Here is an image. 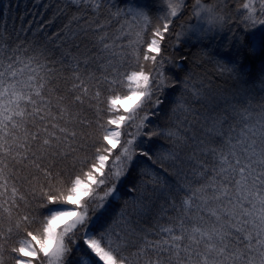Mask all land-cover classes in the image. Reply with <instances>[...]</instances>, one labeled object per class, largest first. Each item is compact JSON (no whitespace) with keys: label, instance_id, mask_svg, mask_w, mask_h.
I'll use <instances>...</instances> for the list:
<instances>
[{"label":"snow or ice","instance_id":"obj_1","mask_svg":"<svg viewBox=\"0 0 264 264\" xmlns=\"http://www.w3.org/2000/svg\"><path fill=\"white\" fill-rule=\"evenodd\" d=\"M227 6L195 0L185 24L187 0H67L75 11L54 32L64 7L20 30L31 39L0 33V264H264V97L255 123L242 104L244 61L264 53V0L258 15L242 5L239 34ZM101 16L123 19L115 39ZM225 31L227 53H209ZM173 36L200 49L177 59ZM205 56L232 101L212 105L210 81L186 68Z\"/></svg>","mask_w":264,"mask_h":264},{"label":"trees","instance_id":"obj_2","mask_svg":"<svg viewBox=\"0 0 264 264\" xmlns=\"http://www.w3.org/2000/svg\"><path fill=\"white\" fill-rule=\"evenodd\" d=\"M245 0H220L221 4L227 3V8L225 11L232 16V24L235 25L233 31L243 32V17L245 16V10L242 9V5L245 3ZM112 3L118 5L122 9L127 8H150L152 7V0H111ZM195 0H187L189 5V11L184 16L182 23H195V19L189 20L188 17L191 15L190 8L194 4ZM204 3H210L212 0H203ZM49 7L44 9L43 4L36 3V0H0V33H5L6 39L11 42V40L16 39V34H20V38H32L31 30L27 32H21L20 30L28 29L29 22L33 21V28L36 23L42 22L40 18V13H43V19H48L53 16L57 7H64L65 12L62 16L57 19V23L54 24L49 31L54 32L62 26L63 23H67L71 18V15L74 13L75 9L67 7V0H44ZM155 14V13H154ZM99 22L104 24L106 29L112 36V39H115V36L118 35V29L120 24L124 21L121 19L119 22L113 19L110 23L107 22L104 16L99 18ZM231 36L230 33L225 31L221 35L217 36L214 41L209 44V42H204V47L208 49L209 53H227L228 48L226 40ZM40 39H44L41 34H38ZM147 40V34L145 35ZM175 37L170 38V42H166V51L177 59L180 56H190L191 53L197 52L200 49V46L195 42H187L186 44H180L176 47H173L171 41H174ZM111 42V40L109 41ZM120 41H116V44H119ZM73 54H77V50L71 45L68 46ZM118 50V49H117ZM143 52L144 49L142 48ZM144 64L145 69L149 68L150 62L141 61ZM264 63V53L256 56L255 58L248 59L244 61L246 69L250 73V84L251 92L249 93L246 100L242 101L244 107H247L248 111L251 113V116L248 120V123H255L257 119L260 118V103L262 97H264V89L256 83V77L259 72V69ZM139 65L133 64L129 68H136ZM186 68L194 73V76L198 79H203L205 81H210L206 86L210 91L209 102L212 105L224 104L225 100L232 101L235 89L233 82L227 79H221L216 75V69L212 61L211 56H205L202 58L197 65L185 64ZM168 71L174 72L179 78H183L184 73L182 71H177L176 69L169 68ZM127 88L121 87L117 89V92L123 94L127 92ZM175 89H166L167 100L165 105L161 107L167 110V101L173 99V94ZM199 107V105H197ZM239 107V106H238ZM200 111H204L203 108H199ZM153 124L163 123V121L153 119ZM242 124V121L237 120V130ZM128 131H135V129H126ZM197 134H199L198 126H196ZM103 131L99 130L97 132V138L99 135H102Z\"/></svg>","mask_w":264,"mask_h":264},{"label":"rangeland","instance_id":"obj_3","mask_svg":"<svg viewBox=\"0 0 264 264\" xmlns=\"http://www.w3.org/2000/svg\"><path fill=\"white\" fill-rule=\"evenodd\" d=\"M244 2L247 3L248 0H245ZM253 4L257 8V15H258L259 14V12H258V9H259V0H253ZM242 9H243V7H242ZM245 15H247V10H245ZM253 31H255V30H253Z\"/></svg>","mask_w":264,"mask_h":264}]
</instances>
